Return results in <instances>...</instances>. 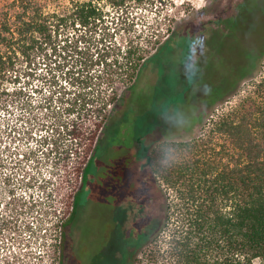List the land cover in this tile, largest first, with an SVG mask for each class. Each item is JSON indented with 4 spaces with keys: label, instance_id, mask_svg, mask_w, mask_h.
<instances>
[{
    "label": "trees",
    "instance_id": "16d2710c",
    "mask_svg": "<svg viewBox=\"0 0 264 264\" xmlns=\"http://www.w3.org/2000/svg\"><path fill=\"white\" fill-rule=\"evenodd\" d=\"M105 1L121 14L114 17L115 26L107 24L109 32L102 31L101 35L97 30L105 16L102 0H0V111L15 103L23 110L28 105L18 95L14 99L4 97V82L19 61L30 59L44 45H54L51 56L56 58L49 61L55 63V73L49 79L55 88L43 107L47 111L52 107L56 93L62 102V106L53 107L54 127L42 138L48 144L35 147L48 169L40 183L36 179L42 195L22 194L18 205L9 204L0 212V254L3 249L11 251L15 243L21 249L44 245L48 247L49 264L62 263L57 251L63 245L66 217L57 214L60 202L67 200L64 213L70 212L71 217L101 137L113 119L112 112L124 100L123 92L135 85L148 59L175 33L176 16L166 14L163 23L156 20L140 28L135 15L124 11L133 0ZM237 2L229 0L225 14L235 13ZM205 19L213 23L220 20L211 15ZM78 25L85 31L75 33L73 38L66 33L62 46L61 31ZM112 28L124 30L128 36L110 42L106 36ZM95 33L99 39L95 38L93 52L90 46H80ZM58 46L68 53L65 59L76 56V64L68 67L59 60L62 52ZM261 54L252 57L251 66H256ZM59 71L66 77L68 88L59 84ZM211 133L210 142L216 139L219 144L175 143L184 154L180 160L162 165L155 156L148 158L151 169L145 172L150 177L143 180V187L151 196L156 183H162L165 201L161 220L165 226L179 223L167 235L169 263L264 264V75L237 105L219 115ZM144 151L150 148L144 146ZM31 179L24 176L26 187ZM147 238L142 231L140 240ZM14 253H2L0 264H38L33 252L28 259L24 258L28 253ZM138 261L136 258L135 263Z\"/></svg>",
    "mask_w": 264,
    "mask_h": 264
},
{
    "label": "rangeland",
    "instance_id": "374dc122",
    "mask_svg": "<svg viewBox=\"0 0 264 264\" xmlns=\"http://www.w3.org/2000/svg\"><path fill=\"white\" fill-rule=\"evenodd\" d=\"M154 1L133 0L124 11L135 15L140 28L156 20L163 23L166 14L176 16L175 33L148 59L135 85L123 92L124 100L112 112L113 119L101 137L71 217L70 212L64 213L67 200L60 202L57 214L66 217L63 245L57 251L61 264H121L123 260L124 264H170L167 235L179 223L165 226L161 220L165 201L162 183H156L151 196L143 187V180L150 177L145 172L151 169L148 158L155 156L163 165L184 157L175 143L219 144L216 139L210 142L214 122L222 112L237 105L264 75V0H238L234 5L237 11L229 16L224 12L229 0ZM102 6L105 16L97 30L101 35L109 32L107 24L115 26L113 19L121 14L110 2L102 0ZM210 15L220 20H206ZM84 31L79 25L61 31L60 44L63 46L67 34L73 38ZM127 33L112 28L106 37L110 42H120ZM97 34L80 46H90L93 52ZM201 35L206 38L204 44L193 46ZM53 48L44 45L30 59L21 56L24 60L4 82V97L14 99L18 95L28 105L23 110L15 103L0 111V212L9 204L18 205L22 194L42 195L38 183L48 169L35 147L48 144L42 138L49 136L54 127L53 107L62 106L56 93L52 107L48 111L43 107L55 88L49 82L55 73V63H49L51 57L56 58L51 56ZM61 49L58 46L59 53ZM257 53H262L261 57L256 66H251ZM66 54L62 52L58 59L68 67L76 64V56L65 59ZM56 73L59 84L68 88L64 74ZM144 146L150 151H144ZM25 175L32 178L28 187L24 185ZM168 192L173 194L172 190ZM139 200L145 202L142 211ZM142 231L148 234L147 239L140 240ZM56 234L57 242L61 241V230ZM11 251L17 255L28 253L24 255L27 259L33 252L38 264L50 263L44 245L21 249L15 243ZM11 251L3 249L1 254L10 255ZM136 258L139 261L135 263Z\"/></svg>",
    "mask_w": 264,
    "mask_h": 264
},
{
    "label": "clouds",
    "instance_id": "9594fccd",
    "mask_svg": "<svg viewBox=\"0 0 264 264\" xmlns=\"http://www.w3.org/2000/svg\"><path fill=\"white\" fill-rule=\"evenodd\" d=\"M205 37L204 36H198L194 41H193V46H195V45H202V44H204V42H205Z\"/></svg>",
    "mask_w": 264,
    "mask_h": 264
},
{
    "label": "flooded vegetation",
    "instance_id": "af4514ba",
    "mask_svg": "<svg viewBox=\"0 0 264 264\" xmlns=\"http://www.w3.org/2000/svg\"><path fill=\"white\" fill-rule=\"evenodd\" d=\"M137 203H138V208H140V210L142 211L145 206V202L143 200H139Z\"/></svg>",
    "mask_w": 264,
    "mask_h": 264
},
{
    "label": "crops",
    "instance_id": "0c3cea01",
    "mask_svg": "<svg viewBox=\"0 0 264 264\" xmlns=\"http://www.w3.org/2000/svg\"><path fill=\"white\" fill-rule=\"evenodd\" d=\"M125 262H126V260H125ZM121 264H124V260L122 261V263Z\"/></svg>",
    "mask_w": 264,
    "mask_h": 264
}]
</instances>
